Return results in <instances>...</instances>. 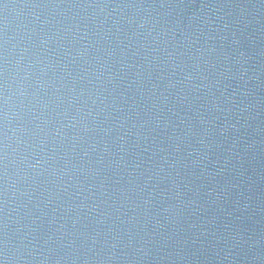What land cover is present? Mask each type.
<instances>
[{
	"label": "water",
	"instance_id": "1",
	"mask_svg": "<svg viewBox=\"0 0 264 264\" xmlns=\"http://www.w3.org/2000/svg\"><path fill=\"white\" fill-rule=\"evenodd\" d=\"M3 264H264V0H0Z\"/></svg>",
	"mask_w": 264,
	"mask_h": 264
},
{
	"label": "snow or ice",
	"instance_id": "2",
	"mask_svg": "<svg viewBox=\"0 0 264 264\" xmlns=\"http://www.w3.org/2000/svg\"><path fill=\"white\" fill-rule=\"evenodd\" d=\"M0 264H3V262H2V261H0Z\"/></svg>",
	"mask_w": 264,
	"mask_h": 264
}]
</instances>
